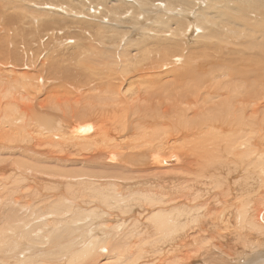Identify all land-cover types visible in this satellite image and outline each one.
I'll return each instance as SVG.
<instances>
[{
    "label": "rangeland",
    "instance_id": "obj_1",
    "mask_svg": "<svg viewBox=\"0 0 264 264\" xmlns=\"http://www.w3.org/2000/svg\"><path fill=\"white\" fill-rule=\"evenodd\" d=\"M0 1V264H170L187 256V264H264L261 29L256 33L251 22L244 28L231 24L228 27L235 33L225 43L205 40L209 30L201 28L196 18L203 6L189 0L179 4L161 0L176 5L180 13L165 12V4L158 8L147 6L141 10L143 18L139 20L133 19V9H138L135 0H94L110 9L107 18L94 16L91 0ZM215 2L219 8L226 3ZM173 22L175 31L182 27L181 22L189 24V29L193 25V29H188L185 37L175 38L145 28L159 29ZM114 40H122V44L105 51L128 55L123 65H130L125 67L126 75L119 73L122 67H106L105 61H99L103 58L94 55L97 49L93 44L103 47ZM191 75L196 80H189ZM235 84L240 86V95ZM39 85L43 88L39 94L32 91L28 95L25 91ZM200 85L205 86L203 92ZM20 95L33 99L30 103L21 101ZM57 99L61 107L58 112L43 109L44 100L51 103ZM16 101L23 105L13 107ZM26 106H31L32 111L26 112ZM24 115L25 119L20 120ZM59 115L62 125H42L41 120ZM81 119L88 120L92 130L83 129L77 133L80 136L91 137L94 126L104 123L112 143H100L111 146L103 155L94 151L91 141L69 146L67 141H57L55 132L45 130L60 127V133L73 134ZM157 145L161 149H156ZM152 154L162 158L177 155L179 166L167 169L168 166L146 163ZM70 185L76 189L79 186L77 196L86 193L85 198H70L73 214L60 218L63 221H58L59 226L46 227L45 220L33 216L31 206L45 214V208L52 210L48 196L67 195L66 187ZM30 190L38 194L30 197ZM15 200L27 208L10 204ZM159 209L174 220L171 224L179 221L181 226L174 234L170 229L158 228L155 212ZM259 209L263 231L248 221ZM10 210L22 220L12 225L33 231V236L28 234L11 243L12 228L3 219ZM93 212L97 215L93 216ZM245 212L250 217L243 223ZM72 220L78 222L71 223ZM57 237H61L60 241ZM88 245L97 248L93 262L87 254L73 257L72 253ZM167 257H171L170 261Z\"/></svg>",
    "mask_w": 264,
    "mask_h": 264
},
{
    "label": "bare ground",
    "instance_id": "obj_2",
    "mask_svg": "<svg viewBox=\"0 0 264 264\" xmlns=\"http://www.w3.org/2000/svg\"><path fill=\"white\" fill-rule=\"evenodd\" d=\"M29 1V0H28ZM27 1V2H28ZM115 1V0H114ZM118 1H122V0H118ZM124 1H129V0H124ZM173 1H175V4L177 3V4H179V3H182V1H187V0H173ZM224 1V0H223ZM1 2L2 1H0V4H1ZM27 2H25V4L24 5H26L27 4ZM30 2V1H29ZM28 2V3H29ZM32 2V1H31ZM91 2H92V8L94 7L95 9H94V11H95V15L94 16H96V15H100V17L101 18H107V17H109L110 16V9L108 8V7H104V5L102 4V3H100V2H98V1H94V0H91ZM103 2V1H102ZM112 2V1H111ZM135 2H136V4H137V8L138 9H133L134 10V12H133V19L134 20H139L138 18H140V17H142V14H141V10H143L144 11V9L146 10V7L147 6H150V8H153L152 6L153 5H155L157 8L158 7H160V5L161 4H163V6H164V4L165 3H162V1L161 0H135ZM188 2H191V3H194V4H199V3H201L202 4V6H203V8L202 9H200L199 11H197L196 12V18H197V22H198V24L200 25V27L201 28H206V29H208L209 30V34L206 36V37H203V39L205 38V40H208V41H210V42H214L213 40H215L216 41V43L218 42V43H225V40H227L228 38H229V35H233L234 33H235V30L234 29H232V28H229L228 27V25L229 26H231V24H232V26H237L238 24H239V26H241L242 25V27L244 28V25H246L248 22H251L252 23V26H254V27H251L252 28V30H253V28H255L254 29V31L257 33V31H259L260 29L262 30L261 32H263L264 33V0H236L235 1V3H228V1L226 2V0H225V4H224V6L223 7H221V8H219V7H217V3L215 2V0H207V1H205V0H192V1H188ZM204 2H206V3H204ZM119 3V2H118ZM122 3V2H121ZM33 4V3H32ZM42 4V3H41ZM114 3H112V5H113ZM131 4V3H130ZM35 5H37V3L35 4ZM40 5V4H39ZM80 5V4H79ZM27 6H28V4H27ZM29 6H30V4H29ZM65 6V5H64ZM122 6V5H121ZM135 6V5H134ZM205 6H207L206 8H205ZM26 6H24V8H25ZM27 8V7H26ZM25 8V9H26ZM30 8H32V7H30ZM29 8V9H30ZM88 8V7H87ZM91 8V10H93ZM125 8V7H124ZM129 8V7H128ZM131 8V7H130ZM135 8V7H134ZM22 9H23V7H22ZM24 10V9H23ZM26 10H28V9H26ZM25 10V11H26ZM31 10V9H30ZM34 10H36V9H34ZM33 10V11H34ZM126 10H127V8H126ZM148 10V9H147ZM150 10V9H149ZM162 10H163V7H162ZM164 10H166L165 12H167V11H169V12H172L173 10L174 11H176L175 13H180L179 12V10H177V8H176V5H168V4H165V8H164ZM39 11H41V10H39ZM143 11H142V13H143ZM30 12H32V11H30ZM35 12H37V11H35ZM34 13V12H33ZM40 13H42V11L40 12ZM40 13H39V15H40ZM127 13H129V11H127ZM173 13V12H172ZM25 14V13H24ZM23 14V15H24ZM149 14V13H148ZM43 15V14H42ZM145 15V14H144ZM143 15V16H144ZM147 15V14H146ZM44 16H46L45 14H44ZM30 17V16H29ZM48 17V16H47ZM251 17H253V18H251ZM143 18V17H142ZM144 18H146V17H144ZM251 18V19H250ZM10 19V18H9ZM42 19H43V17H42ZM113 19V18H112ZM253 19V20H252ZM12 20V19H11ZM15 20H16V18H15ZM103 20V19H102ZM45 21V20H44ZM168 21V20H167ZM17 23H18V21H17ZM182 23V27L181 28H178L179 30L178 31H175V28L173 29V26H175L174 25V22H173V25H172V23L171 24H169L168 26H165V27H159V29L156 27V26H148V27H145V28H147V30H149L151 33L153 32V33H156V34H170L171 36H173V37H180V38H182V37H185L187 34V31H188V29H189V24L188 25H185L184 24V22H181ZM180 23V24H181ZM7 24H9V23H7ZM14 24V23H13ZM12 24V25H13ZM193 24V23H192ZM4 25V24H3ZM6 25V24H5ZM10 25V24H9ZM176 25H178L179 26V24H177V22H176ZM185 25V26H184ZM202 25V26H201ZM250 25V24H249ZM133 26V25H132ZM193 26V25H192ZM192 26L190 27V29H193L192 28ZM239 26H238V29H241V28H239ZM27 27V26H26ZM133 27H135V26H133ZM103 28V27H102ZM234 28V27H233ZM242 28V29H243ZM248 28V27H247ZM247 28H246V30H247ZM3 29V28H2ZM111 29V28H110ZM110 29H109V31H110ZM115 29V28H114ZM114 29L112 30V31H114ZM180 29H182V30H180ZM189 29V30H190ZM206 29H202L203 31L204 30H206ZM4 30H6V28L4 29ZM13 30V29H12ZM94 30V29H93ZM134 30V29H133ZM245 30V29H244ZM245 30V31H246ZM88 31V30H87ZM107 31H108V29H107ZM118 31V30H117ZM123 31V30H122ZM244 31V32H245ZM106 32V31H105ZM228 32H229V34H228ZM111 33V32H110ZM189 33V32H188ZM106 34V33H105ZM186 34V35H185ZM193 34V33H192ZM203 34V33H202ZM225 35V36H223L222 37V35ZM228 34V35H227ZM241 34V33H240ZM253 34H254V32H253ZM259 34H261L262 35V33H259ZM36 35V34H35ZM91 35V34H90ZM155 35V34H154ZM243 35V34H242ZM9 36V35H8ZM7 36V37H8ZM156 36V35H155ZM257 36V35H256ZM107 37V36H106ZM153 37V36H152ZM158 37V36H157ZM160 37V36H159ZM158 37V38H159ZM248 37V36H247ZM250 37V36H249ZM253 37H255V36H253ZM118 38V37H117ZM251 38V37H250ZM97 39V38H96ZM96 39H94V40H96ZM110 39V38H109ZM245 39V38H244ZM252 39V38H251ZM7 40V39H6ZM15 40V39H14ZM17 40V39H16ZM111 40V39H110ZM13 41V40H12ZM97 41V40H96ZM103 41V40H102ZM156 41V40H155ZM263 41V40H262ZM11 42V41H10ZM92 42V41H91ZM158 42V41H157ZM206 42V41H205ZM4 43V42H3ZM95 43V42H94ZM99 43H101L100 41H99ZM155 43V42H154ZM154 43H153V45H154ZM163 43V42H162ZM120 44H122V40H114V41H111V42H108V43H104L103 44V47L102 46H99V47H102L101 49L98 47V45H97V43L96 44H93L94 45V48H96L97 50H94V52H95V57L97 58H99V57H101V58H103V59H98L100 62H106V64H105V66L107 67V66H117L116 68H119V67H122L120 70L122 71V72H119V73H121V75H126V73H128L127 72V69L125 70V67H129L130 65H128V66H123V65H125L126 64V62H127V59H128V55H126V54H124V53H119V54H115V53H113V54H110V51H108L107 49H106V51H108L109 52V54L105 51V48H114V47H117L118 45H120ZM138 44L139 43H137L136 44V46L138 47ZM175 44V43H174ZM207 44V43H206ZM264 44V43H263ZM262 44V45H263ZM92 45V46H93ZM124 45H126V44H124ZM131 44H129V43H127V46H130ZM91 46V47H92ZM123 46V45H122ZM158 46V45H157ZM176 46H179V44L177 43V45ZM221 46V45H220ZM7 47V46H6ZM125 48H126V46H124ZM123 47V48H124ZM154 47V46H153ZM152 47V48H153ZM159 47V46H158ZM158 47H156V48H158ZM179 47H181V45L179 46ZM260 47V46H259ZM263 47V46H262ZM119 48V47H118ZM121 48V47H120ZM122 48V49H123ZM146 48V47H145ZM178 48V47H177ZM176 48V49H177ZM185 48V47H184ZM7 50V49H6ZM127 50V49H126ZM184 50V49H183ZM119 51V50H118ZM1 52V51H0ZM164 52V51H163ZM215 53V52H214ZM1 56V55H0ZM129 56H130V54H129ZM177 56H178V54H177ZM94 56H92V59L93 58H95ZM131 59H132V57H130ZM95 60V59H94ZM134 61V60H133ZM193 66V65H192ZM199 67H200V69H201V65L199 64L198 65ZM130 70V69H129ZM139 70V69H138ZM199 70V69H198ZM134 71V70H133ZM227 72V71H226ZM229 72V71H228ZM131 73V72H130ZM129 73V74H130ZM188 73H189V71H188ZM198 73V72H197ZM41 74V73H40ZM228 74V73H227ZM227 74H225V76H227ZM239 74V73H238ZM119 75V74H118ZM194 75V74H193ZM193 75H191V77L190 78H192V76ZM41 76V75H40ZM200 76V75H199ZM24 76H22V78H23ZM201 77V76H200ZM219 77V76H218ZM42 78V77H41ZM195 78V76H193V78L192 79H189V80H193ZM122 79V78H121ZM197 79H198V77H197ZM23 80V79H22ZM194 80H196V78L194 79ZM45 81V80H44ZM186 81V80H185ZM242 81V80H241ZM249 82V81H248ZM251 82V81H250ZM176 83V82H175ZM190 83V82H189ZM214 83H216V82H214ZM241 83V82H240ZM45 84V83H44ZM198 84H200V82L198 81ZM202 84V83H201ZM147 85V84H146ZM194 85H196V84H194ZM193 85V86H194ZM210 85V84H209ZM216 85V84H215ZM214 85V86H215ZM235 85H237V84H235ZM167 86V85H166ZM169 86H171V85H169ZM198 86V85H197ZM203 86V85H202ZM201 85H200V87L202 88V91L201 92H203V88L205 87H202ZM217 86H218V84H217ZM195 87V86H194ZM207 87V86H206ZM216 87V86H215ZM219 87V86H218ZM237 87V89L235 90L236 92H237V94L238 95H240V93H238L239 92V87L240 86H236ZM28 88V87H27ZM29 88H31V89H28V90H26L25 89V91L28 93V95H30L31 94V92L32 91H34V92H36V93H41V92H39V91H42L43 90V88L39 85L38 87H29ZM209 88V87H208ZM221 88V87H220ZM197 89H199V87L197 88ZM211 89V88H210ZM213 89V88H212ZM95 90V89H94ZM99 90V89H98ZM195 92L197 91L196 90V87H195ZM201 90V89H200ZM205 90H206V88H205ZM233 90V89H232ZM207 91V90H206ZM212 91V90H211ZM210 91V92H211ZM200 92V93H201ZM241 92H242V90H241ZM36 93H35V95H36ZM197 93H199V91L197 92ZM199 93V94H200ZM207 94H206V97H207V95H208V93L209 92H206ZM166 94H167V92H166ZM231 94H233V93H231ZM197 95V94H196ZM195 95V96H196ZM230 95V94H229ZM237 95V96H238ZM21 96V101H25V100H27V102L28 103H30L31 101H32V99H33V97H27V96H23V95H20ZM162 95H160V97H161ZM198 96V95H197ZM236 96V97H237ZM255 96V95H254ZM256 96H258V95H256ZM255 96V97H256ZM12 97V96H11ZM15 97V96H14ZM206 97H204V98H206ZM253 98V99H255V101H257L256 100V98ZM79 98V97H78ZM196 98V97H195ZM208 98H210L209 97V95H208ZM56 99V98H55ZM60 99V98H59ZM197 99V98H196ZM207 99V98H206ZM262 99V98H261ZM19 100V99H18ZM3 101V100H2ZM46 101L47 100H44V106H43V109H45V110H47V111H49L48 113H50L51 111H54V112H58V110H60V106H59V104H58V99L57 100H54V101H52V100H50L51 101V103L49 102L48 103V101H47V103H46ZM58 101V102H57ZM72 101V100H71ZM163 101H166V99L165 100H163ZM206 101V103H207V100H205ZM61 102V101H60ZM68 102H69V100H68ZM73 102V101H72ZM162 102V101H161ZM200 102V101H199ZM203 102L204 101H202V104H203ZM201 103V102H200ZM200 103H199V105H200ZM2 104L3 103H1V100H0V106L2 107ZM12 104H14V106L13 107H15V108H17L16 107V105L18 104H21V105H23V103L22 102H15V103H13L12 102ZM11 104V105H12ZM77 104V103H76ZM197 104V103H196ZM195 104V105H196ZM201 104V105H202ZM256 104V103H255ZM254 104V105H255ZM78 105V104H77ZM200 105V106H201ZM65 106V105H64ZM68 106V105H67ZM197 106V105H196ZM196 106H194V108L196 107ZM204 106V105H203ZM206 106V105H205ZM204 106V107H205ZM252 107H255V106H253V105H251ZM60 107V108H59ZM77 107V106H76ZM193 107V106H192ZM202 107V106H201ZM70 108V107H69ZM73 108V107H72ZM203 108V107H202ZM3 109V108H2ZM25 109H26V112H31L32 111V107L31 106H26L25 107ZM76 109V108H75ZM253 109V108H252ZM12 110V109H11ZM14 110V109H13ZM3 112L2 113H5V111H4V109L2 110ZM14 111H16V110H14ZM13 111V112H14ZM61 112V111H60ZM101 112H103V111H101ZM76 113V112H75ZM26 115V114H25ZM25 115L23 116V117H21V118H19L20 120H24L25 119ZM64 115V114H63ZM6 116V115H5ZM58 116V115H57ZM51 117H54V116H51ZM51 117H49V118H51ZM61 116L59 115V117L58 118H52L51 120H49V119H47L46 118V120H41V123H42V125L44 124L45 126H50L51 124L52 125H56V126H59L60 124H61V121L59 120V118H60ZM5 118V117H4ZM8 119V118H7ZM64 121H65V119L66 118H62ZM84 119V118H83ZM83 119H81L80 121L81 122H83V123H85V124H83L82 123V125L84 126V127H82V125H80L79 123H81L80 121H79V123L78 124H76V125H78V126H76V127H74V132H73V134L71 133V134H63V133H60L61 131L59 130L60 129V127H58V128H51V129H45V130H47V131H49V132H51V131H53V132H55L56 134H57V136L56 137H58V140L55 138V141L57 140V141H59V142H63L64 143V141H65V143H67V142H69V146H71V144L70 143H73V142H80L79 144L80 145H83V143L85 142H88V141H91V142H93L92 144H94L93 146L95 147V149H94V151L96 150L98 153H102L101 155H103L104 154V151H106V150H108L111 146H104V145H102V146H104V147H106V149L104 148V147H102L101 145H100V143H104L103 141H105V143H107V145L109 144V143H112L111 142V140L110 139H108L109 137L106 135V129L104 130V126H103V124L101 123L100 124V122L99 123H95L96 125L94 126V130H93V133H92V135H91V137L90 136H80V135H78L79 133H80V131H82L83 129H86V132H90L91 130H92V128H91V125H89V122H88V120H87V122L85 121L84 122V120ZM58 120H59V122H58ZM68 121V120H67ZM11 124H12V121L10 122ZM8 124V125H11V124ZM63 123V122H62ZM64 123H66V122H64ZM92 123V122H91ZM67 124V123H66ZM62 125V124H61ZM64 125V124H63ZM74 125V124H73ZM12 126V125H11ZM67 126H69V124H67ZM66 126V127H67ZM9 127V126H8ZM149 127V126H148ZM73 128V127H72ZM162 128V127H161ZM194 128V127H193ZM63 129H66L65 127H63ZM68 129V128H67ZM71 129V128H70ZM62 130V129H61ZM72 130V129H71ZM70 130V131H71ZM162 130V129H161ZM4 131H8V130H5V128H4ZM13 131V130H12ZM66 131V130H65ZM69 131V130H68ZM8 132H10V131H8ZM52 133V132H51ZM78 133V134H77ZM213 133V132H212ZM3 134V133H2ZM7 134V133H6ZM8 134H10V133H8ZM162 134V133H161ZM155 135H156V133H155ZM51 136V135H50ZM54 136H55V134H54ZM158 136V135H157ZM249 136V135H248ZM40 137H43V135L42 136H40ZM47 137V136H46ZM53 137V136H52ZM166 137V136H165ZM164 137V138H165ZM47 138H49L50 139V137H47ZM108 139L107 141L106 140H104V139ZM48 139V140H49ZM202 139V138H201ZM45 139H43V141H44ZM54 140V139H53ZM67 141V142H66ZM38 142V141H37ZM45 142V141H44ZM50 142V144H51V141H49ZM48 142V143H49ZM58 142V143H59ZM90 142V143H91ZM160 143H161V141H159ZM40 143V142H39ZM42 143V142H41ZM45 143H47V140H46V142ZM52 143H54V142H52ZM57 143V144H58ZM144 143V142H143ZM150 143V142H149ZM163 143V142H162ZM174 143V142H173ZM56 144V143H55ZM54 144V146H56ZM88 144V143H87ZM148 144V143H147ZM151 144V143H150ZM191 144V143H190ZM40 145V144H39ZM45 145V144H44ZM53 144H51V146H52ZM60 145V144H59ZM58 145V146H59ZM61 145H62V143H61ZM164 145V144H163ZM67 146V145H66ZM140 146V145H139ZM138 146V147H139ZM144 146V145H143ZM143 146H141V147H143ZM147 146V145H146ZM145 146V147H146ZM148 146H149V144H148ZM147 146V148L149 149V147ZM160 146V145H159ZM165 146V145H164ZM176 146V145H175ZM182 146V145H181ZM180 146V147H181ZM49 147V146H48ZM53 147V146H52ZM61 147V146H60ZM60 147H59V149H60ZM93 147V148H94ZM154 148V146H151V148ZM157 147H158V145L155 147L156 149H157ZM169 147V146H168ZM191 147V146H190ZM57 148V147H56ZM136 148H137V146L135 147V150H136ZM152 148V149H153ZM159 149H161V147H158ZM131 149H133V147H131ZM139 149H140V147H139ZM151 149V150H152ZM176 149V148H175ZM182 149V148H181ZM195 149V148H194ZM49 150V149H48ZM52 150L53 149H51L50 151L52 152ZM54 150H55V148H54ZM57 150V149H56ZM134 150V151H135ZM167 150V149H166ZM195 150H197V149H195ZM118 151V150H117ZM55 152V151H54ZM53 152V153H54ZM57 152V151H56ZM149 152H150V149H149ZM153 152V151H152ZM159 152V151H158ZM58 153V152H57ZM167 153H169V151L167 152ZM151 154V153H150ZM146 155V154H145ZM149 155V154H148ZM53 156V155H52ZM121 156V155H120ZM106 157V156H105ZM53 158V157H52ZM52 158H50V159H52ZM57 158V157H56ZM108 158V157H107ZM181 158V157H180ZM148 161L146 162V163H148L149 161L151 162V165L153 164V163H157V164H161V165H163V166H168L167 167V169H169V167L170 166H172V168L174 167V165H175V167L177 166V164L179 163V161H178V158H177V156H174V158H173V160L172 161H170L171 159H172V157L170 158V156L169 157H167V158H162V157H160L159 155H157V154H152L150 157L148 156ZM182 161H183V159H181ZM57 161V160H56ZM164 162H166L167 164H163ZM169 162V163H168ZM171 163V164H170ZM118 164V163H117ZM142 164V163H141ZM149 164V163H148ZM147 164V165H148ZM151 165H148V166H151ZM178 166H179V164H178ZM155 167V166H154ZM174 167V168H175ZM29 168V167H28ZM151 168V167H150ZM163 167L161 166V169H162ZM171 168V169H172ZM264 169V168H263ZM32 173H33V171H32ZM152 182V181H151ZM80 184H82V183H79L78 185H80ZM87 184V183H86ZM32 185H34V184H32ZM49 185V184H48ZM83 186H84V183H83ZM32 187V186H31ZM33 187H35V185L33 186ZM78 188H79V186H77ZM81 187V186H80ZM50 188V187H49ZM78 188L76 189L75 188V186L73 187L72 185H70V186H67L66 187V189H67V191L68 192H66L67 193V195L65 196H62V194L61 195H56V194H53V195H55L54 196V198H52L51 196L49 197L48 196V199L49 198H51L50 200H51V204H50V206H52V210H48V207L47 208H45V211H44V213L45 214H42V213H39V211H38V209L37 208H33V205L31 206V210L33 211V216L34 215H37V216H39L40 217V219H42V221L43 220H45L46 222H45V224H46V227H49V226H51V225H53V226H59L58 225V223H60V222H58V221H63V219H60V218H63V217H66V216H68V215H72L73 213L71 212L72 211V201H71V199L70 198H83L84 197V195L86 194H84L83 193V195L82 194H79V196H77L78 194H77V192H79L78 191ZM28 189V188H27ZM35 189V188H34ZM41 189V188H40ZM66 191V190H65ZM84 191V190H83ZM82 192V191H81ZM86 192V191H85ZM37 192L35 191L34 193H32L31 192V190H30V194L31 195H29L30 197L32 196V195H34V194H36ZM38 194V193H37ZM43 194V193H42ZM60 194V193H59ZM166 195V194H165ZM185 195V194H184ZM28 197V196H27ZM47 198V197H46ZM85 198V197H84ZM158 199V198H157ZM173 199V198H172ZM4 200V199H3ZM160 200V199H159ZM49 202V201H48ZM170 202V201H169ZM105 203V202H104ZM158 203V202H157ZM10 204H12L13 206H18V207H20V208H24V209H26L27 207H25V206H23L22 204H21V202L20 201H17V200H15V201H12V202H10ZM44 204H47V203H44ZM166 205V204H165ZM78 206V205H77ZM77 206H75V208H77ZM152 208V207H151ZM162 208V207H161ZM79 211H80V208H77ZM158 210V209H157ZM182 210V209H181ZM28 211V210H27ZM175 211V210H174ZM173 211V212H174ZM29 212V211H28ZM154 212V211H153ZM165 211L163 210L162 211V209H161V211H160V209H159V211L157 212V213H159V214H157L156 212H155V218H156V220L157 221H159L160 223H159V227H158V225L156 226V227H158L159 229H160V227H164L163 229H170V230H172L170 233H175L174 231H176V228L179 226L178 225V223L177 222H179V221H177L176 223L174 222V224H171L172 223V221H174L173 219H172V221L170 220V216H167V214H165V215H162L163 213H164ZM167 212V211H166ZM260 209L255 213V214H253V216H251L253 219L250 221V220H248L250 223H252V224H250V226L251 225H254V226H257V228L260 230H262V228H261V226L263 227V224H262V222H261V217H260ZM79 212L77 211V214H78ZM82 213V211L80 212V214ZM162 213V214H161ZM169 213V212H168ZM85 214V213H84ZM83 214V215H84ZM88 214V213H87ZM93 216H95V215H97L95 212H93ZM170 214H172V212H170ZM205 214V213H204ZM203 214V215H204ZM248 213L247 212H245V213H243V217H242V221H243V223H245L246 222V219H248L249 217H247V216H245V215H247ZM100 215V214H99ZM177 215H179V214H177ZM222 215V214H221ZM172 216V215H171ZM76 216H74L73 218H75ZM111 217V216H110ZM247 217V218H246ZM93 218V217H92ZM3 219H4V223H10V226L9 227H11L12 228V232H13V241L11 242V243H13V242H15V241H17V238H22V237H26L28 234H31L30 235V237L31 236H33L32 234H35L33 231H29V232H26L25 230H22V229H20L19 230V228L18 227H16V226H13L12 224L13 223H21V219H19V217H18V215H16V213L13 211V210H10L8 213H6V214H4L3 215ZM66 222V221H65ZM68 222V221H67ZM70 222V221H69ZM76 222H78V221H74V220H72V222L71 223H76ZM187 222V221H186ZM197 222V221H196ZM154 223V222H153ZM158 223V222H157ZM212 223H214V222H212ZM154 224V225H155ZM181 224V223H180ZM257 224V225H256ZM70 225L71 224H69V225H67L68 227H70ZM73 225V224H72ZM186 225V224H185ZM185 225H182V226H185ZM189 225V224H188ZM181 226V225H180ZM179 226V227H180ZM214 226H215V224H214ZM6 227V226H5ZM72 227V226H71ZM182 228V227H181ZM185 228V227H184ZM184 228H183V230H184ZM188 228V227H187ZM72 229V228H71ZM158 229V230H159ZM162 229V230H163ZM198 229V228H197ZM68 230H69V228H68ZM161 230V229H160ZM190 230V229H189ZM73 231V230H72ZM181 231V230H180ZM263 231V230H262ZM167 232V231H166ZM165 232V233H166ZM179 232V231H178ZM200 232V231H199ZM158 233V232H157ZM156 233V234H157ZM63 234H65V232H63ZM62 234V237L64 236ZM155 234V235H156ZM160 234H161V232H160ZM169 234V233H168ZM54 235V234H53ZM144 235V234H143ZM161 235H163V234H161ZM14 236H15V239H14ZM150 236V235H149ZM168 236V235H167ZM170 236V235H169ZM176 236V235H175ZM49 237V236H48ZM146 237V236H145ZM0 238H1V236H0ZM33 238V237H32ZM60 238L61 237H57L56 239L58 240V241H60ZM142 238V237H141ZM163 238L165 239V237H164V235H163ZM187 238V237H186ZM169 239V238H168ZM183 238H181V240H182ZM137 240V239H136ZM146 240V239H145ZM149 240V239H148ZM180 240V239H179ZM143 240H141V242H142ZM2 242V241H1ZM137 242V241H136ZM143 242H145V241H143ZM163 242H164V240H163ZM3 243V242H2ZM92 243H94L95 244V242L93 241ZM169 243V242H168ZM185 243V242H184ZM134 245V244H133ZM132 245V246H133ZM135 246V245H134ZM66 247V246H65ZM63 245H61V248L62 249H66ZM176 247V246H175ZM138 248V247H137ZM172 248V247H171ZM179 248V247H178ZM59 249H60V247H59ZM62 249H60V250H62ZM128 249V248H127ZM90 250V251H89ZM97 250V248H96V246L95 245H88L83 251H81V252H78V253H72V255H73V257L74 256H76V258H80V257H82V255L83 254H87V255H89L90 256V262H93L94 261V257H95V255H96V251ZM175 250V249H174ZM169 251V250H168ZM61 252H63V251H61ZM131 252V251H130ZM163 252V251H162ZM170 252V251H169ZM176 252V251H175ZM181 252H183V251H181ZM190 252V251H189ZM188 252V253H189ZM154 253V252H153ZM156 253H157V251H156ZM165 253H166V251H165ZM164 253V254H165ZM171 253V252H170ZM114 254V253H113ZM117 254V253H116ZM181 254V253H180ZM185 254H187V252L185 253ZM153 255V254H152ZM173 255H175V254H173ZM179 255V254H178ZM177 254H176V256H178ZM189 255V254H188ZM69 256V255H68ZM84 256V255H83ZM121 256V255H120ZM165 256V255H164ZM172 256V255H171ZM176 256H174V257H176ZM180 256V255H179ZM133 257V256H132ZM161 257V256H160ZM86 258V257H85ZM156 258V257H155ZM190 258V257H189ZM189 258H188V256L187 257H184L183 259H182V261H181V259H178V260H174V258L172 259V260H174L172 263H170V264H187L186 263V261H188L189 260ZM83 259V258H82ZM158 259V258H157ZM162 259V258H161ZM167 259H169L168 257H167ZM170 259H171V257H170ZM170 259L168 260V261H170ZM177 259V258H176ZM121 260V259H120ZM184 260V261H183ZM63 261V260H62ZM78 261H79V259H78ZM74 262V261H73ZM89 262V261H88ZM112 262V261H111ZM114 262V261H113ZM123 262V261H122ZM181 262H183V263H181ZM72 263V262H71ZM75 263V262H74ZM64 264H66V263H64ZM79 264V263H78ZM88 264H90V263H88ZM103 264H107L106 262H104ZM109 264V263H108ZM115 264H116V262H115ZM118 264H121V263H118ZM189 264H190V262H189Z\"/></svg>",
    "mask_w": 264,
    "mask_h": 264
},
{
    "label": "water",
    "instance_id": "obj_3",
    "mask_svg": "<svg viewBox=\"0 0 264 264\" xmlns=\"http://www.w3.org/2000/svg\"><path fill=\"white\" fill-rule=\"evenodd\" d=\"M174 156H177V155H171L170 158L172 157V159L170 161L173 160ZM169 163V162H168ZM163 164H167L166 162H164ZM171 164V163H170Z\"/></svg>",
    "mask_w": 264,
    "mask_h": 264
}]
</instances>
